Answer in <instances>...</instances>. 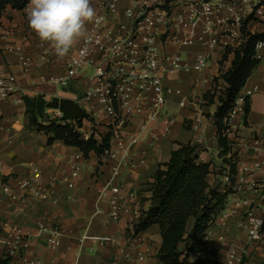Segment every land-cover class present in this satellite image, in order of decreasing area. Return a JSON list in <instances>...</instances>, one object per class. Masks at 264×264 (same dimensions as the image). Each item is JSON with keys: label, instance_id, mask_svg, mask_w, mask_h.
<instances>
[{"label": "crops", "instance_id": "1", "mask_svg": "<svg viewBox=\"0 0 264 264\" xmlns=\"http://www.w3.org/2000/svg\"><path fill=\"white\" fill-rule=\"evenodd\" d=\"M100 1L92 2L97 12ZM25 9L18 11L7 7L0 18L1 22L15 30L11 38L3 41V48L19 47L18 53L3 52L0 57V64L17 77L19 87V93L14 98L0 101V174L21 175L30 168L37 167L41 170L47 196L45 199L29 197L22 201H11L0 191V222L15 223L33 234L43 215L53 213L57 216V221L63 229L59 248L50 249L44 237L31 238L28 255L41 261V264H162L158 259L162 245L158 225L139 231V235L147 241L144 247L146 260L142 263L136 260L124 261L115 245L101 247L93 244L94 237H108L125 245L130 234L128 217L124 215L117 223L112 221L108 217V195L99 197L115 161H105L95 153L85 158L78 148L68 146L61 140L48 144L50 135L31 126L24 99L43 97L47 101L72 100L86 110L96 123L106 125V121L95 115L99 109L97 104L83 100L84 87L89 82V69L83 70L67 88L39 83L41 75L63 74L66 60L75 54L80 45L63 59H58L56 54L50 51L51 45L42 43L28 27ZM241 31L246 37L261 35L264 33V25L259 21L248 20ZM224 41L229 45L214 49L199 45L188 48L170 46L171 52L180 54L184 62L191 63L194 56L200 52L206 53L210 61L204 72H196L193 69L178 70L165 78L169 90L165 110L175 119L170 134L154 141L152 137H160L163 132V125L158 124L154 129L144 131L138 141L129 147L134 163L123 171L117 182L127 199L140 205L144 215L152 204L150 187L158 167L168 162L172 152L178 150L181 145L190 144L196 148L198 162L210 164L209 183L219 186L222 191L226 190L222 182V172L227 168L230 170L229 163H233L230 154L234 156L235 170L241 163L264 160L263 153L236 145L227 156L221 154L214 119L220 105L219 92L214 94L215 91H224L227 87L222 76L231 69L236 58L234 42L229 38ZM48 53L52 54L53 59H50L49 55L46 56ZM257 57L260 62L245 86L248 89L256 86L259 91L250 99L245 122L240 124L243 120H235L240 124L238 134L242 144H248L254 138L264 144V50L258 52ZM210 95H214L213 102ZM19 96L23 99L22 103L14 101ZM46 113L50 118H60L58 110L49 109ZM194 126H198V130H194ZM79 132L84 139H88L93 134V123L85 120ZM128 133H139L137 123L128 128ZM199 137L203 138L204 146L199 145ZM96 139L101 141L99 136H96ZM72 166L81 167L77 177H72ZM89 166H92L93 170H89ZM65 178L69 180L64 182ZM248 181L262 183L264 169L249 176ZM54 199L57 200L56 203L53 202ZM244 199L252 203L256 216L264 218V195L261 194L260 188L242 193L231 192L228 195L224 210L220 214L229 213L233 209L236 211L230 213L224 226L216 221L206 240V246L217 251L219 264H226V255L231 248L237 250L241 259L239 264H264V229L260 242L249 241L247 231L242 225L249 209L242 205L237 206V202ZM97 210L101 212L97 214ZM221 236L224 238L220 239ZM130 252L135 258V251ZM10 264L21 262L11 260Z\"/></svg>", "mask_w": 264, "mask_h": 264}, {"label": "built area", "instance_id": "2", "mask_svg": "<svg viewBox=\"0 0 264 264\" xmlns=\"http://www.w3.org/2000/svg\"><path fill=\"white\" fill-rule=\"evenodd\" d=\"M97 14L103 20L99 25H89V31L93 33L92 41L87 44L81 42L75 54L66 60L63 74L41 75L39 83L67 88L83 70H92L83 100L99 106L95 115L106 121V126L111 131L110 149L101 157L105 161H115L99 197L108 195V217L117 223L124 215L127 216L130 231L125 245L108 237H94L92 242L101 247L115 245L124 261L136 260L142 263L146 260L144 247L147 241L139 235L137 226L143 218V212L138 203L127 199L117 180L123 171L133 165L129 147L138 141L144 131L162 124L163 132L160 137H152L156 141L166 138L172 130L175 119L165 110L169 94L165 78L178 70L204 72L210 61L206 53L200 52L191 63L184 62L180 54L171 52L170 46L188 48L199 45L214 49L228 46L229 43L224 39L229 38L234 42L236 50L241 49L250 36L246 37L241 31L244 23L251 20L264 25V0H101ZM14 33L12 27L0 20V57L3 52L18 53L19 47L2 46L3 41L11 38ZM82 49L86 50V55L82 54ZM263 50L264 39L256 43L255 57L258 58V52ZM50 51L55 53L53 48ZM48 55L53 59L51 53L46 56ZM258 91L256 86L250 89L244 86L222 121V137L228 141L231 149L236 145L264 154L261 140L254 138L248 144H242L238 134L240 124L247 117L250 99ZM18 93L17 77L0 64V101L10 100ZM14 101L22 103L23 99L19 96ZM236 119L243 121L238 125ZM134 123L139 128L136 135L128 133V128ZM193 128L198 130V126ZM197 141L200 146H204L202 137L197 138ZM88 169L93 170V167L89 166ZM263 169L264 160L241 163L235 174H231L229 168L224 170L222 182L225 189L232 193H242L258 187L264 195V181H248L249 176ZM80 171V166H72V177H77ZM68 180L65 178L64 182ZM0 191L11 201H22L29 197L45 199L47 196L41 170L37 167H32L21 175L0 174ZM53 202L56 203L57 200L54 199ZM240 205L249 209L242 224L249 241L260 242L263 239L264 218L253 213L249 200H240L237 206ZM235 211L233 209L229 213L220 214L215 222L224 226L230 213ZM100 212L97 210V214ZM32 236L44 237L50 249L59 248L63 229L57 216L53 213L43 215L33 234L15 223L0 222V258L18 260L21 264H41V261L28 255ZM208 236L209 232L206 240ZM223 238L224 236L220 237ZM131 250L135 251V258L132 257ZM240 262L237 250L231 248L225 263Z\"/></svg>", "mask_w": 264, "mask_h": 264}, {"label": "trees", "instance_id": "3", "mask_svg": "<svg viewBox=\"0 0 264 264\" xmlns=\"http://www.w3.org/2000/svg\"><path fill=\"white\" fill-rule=\"evenodd\" d=\"M29 0H0V18L7 7L14 10L26 8ZM264 39L261 35H250L241 49L235 51L236 58L231 69L222 78L227 84L219 92L220 105L215 113L218 144L221 154H230L232 149L222 137L223 119L259 64L255 57V45ZM214 95H210L213 102ZM207 97V96H206ZM31 126L50 135L48 144L61 140L66 145L78 148L85 158L91 153L102 156L111 146L110 127L98 124L91 115L76 102L68 99L45 100L43 97L24 99ZM58 110L60 118H50L46 111ZM249 107L247 108V115ZM85 120L93 123V134L84 139L79 130ZM99 136L101 141L96 139ZM230 173L235 174L234 156ZM210 164L199 163L196 148L190 144L181 145L173 151L168 162L160 165L151 184V207L143 214L137 232L152 225H158L162 245L158 259L162 264H219L217 251L206 246V237L216 218L224 210L229 190L209 183ZM11 259L0 258V264H10Z\"/></svg>", "mask_w": 264, "mask_h": 264}, {"label": "clouds", "instance_id": "4", "mask_svg": "<svg viewBox=\"0 0 264 264\" xmlns=\"http://www.w3.org/2000/svg\"><path fill=\"white\" fill-rule=\"evenodd\" d=\"M28 27L39 40L54 49L58 59L69 55L81 42L90 43L89 25H99L92 0H29L25 9ZM86 55V50L82 49Z\"/></svg>", "mask_w": 264, "mask_h": 264}, {"label": "rangeland", "instance_id": "5", "mask_svg": "<svg viewBox=\"0 0 264 264\" xmlns=\"http://www.w3.org/2000/svg\"><path fill=\"white\" fill-rule=\"evenodd\" d=\"M89 75H90V76L92 75V70H90ZM217 85H218V84H217ZM86 86H87V85H86ZM86 86L84 87V90H85Z\"/></svg>", "mask_w": 264, "mask_h": 264}]
</instances>
